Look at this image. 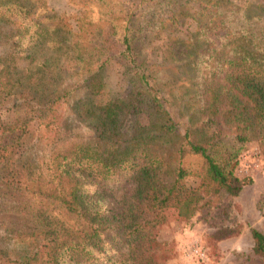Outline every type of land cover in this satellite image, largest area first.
Returning <instances> with one entry per match:
<instances>
[{
    "label": "trees",
    "instance_id": "obj_1",
    "mask_svg": "<svg viewBox=\"0 0 264 264\" xmlns=\"http://www.w3.org/2000/svg\"><path fill=\"white\" fill-rule=\"evenodd\" d=\"M69 2L73 23L41 0H0V102L21 113L0 127V172L26 221L6 233L37 243L17 258L0 245V264H163L165 209L185 219L203 194L237 195L251 182L235 173L239 146L264 154V3ZM151 32L159 62L141 55ZM111 60L128 91L100 102ZM33 121L42 132L21 152ZM250 236L264 260V234Z\"/></svg>",
    "mask_w": 264,
    "mask_h": 264
},
{
    "label": "rangeland",
    "instance_id": "obj_2",
    "mask_svg": "<svg viewBox=\"0 0 264 264\" xmlns=\"http://www.w3.org/2000/svg\"><path fill=\"white\" fill-rule=\"evenodd\" d=\"M56 12H63L71 23L80 13V8L73 5L69 0H41ZM239 2L264 3V0H233ZM180 31L186 32L193 29L192 23L185 21ZM178 35H182L179 31ZM2 44V43H0ZM5 44V43H3ZM163 44L162 34L150 33L142 44L141 55L148 61L159 62L161 47ZM5 46L0 45V51ZM105 91L98 98L105 102L128 91L127 75L114 60L110 61L104 71ZM15 105L12 98H6L0 102V127L12 121L16 116ZM140 123L145 122L144 116L139 118ZM183 121V120H181ZM42 132L37 122L33 121L20 138V151H27L36 143V139ZM224 141L232 144L229 135ZM236 146V144H234ZM238 159L235 173L239 177H250L251 182L243 186L235 196L226 194H203L202 200L188 218H179L173 209H165V220L157 227L158 240L166 247L163 251L165 260L163 264L187 263L185 251L190 244L196 243L205 249L207 260L203 264H264V260L252 253L250 229L254 228L264 234V154L254 139L248 140L239 146ZM0 172V245L10 249L13 258H17V252L21 255L29 252L35 242L22 244L6 233L9 228L17 230L26 222L24 216L16 213L11 208V202H15L16 194L10 191ZM188 184L196 187L197 181L189 179ZM122 191H109L107 199H115L123 203L126 199ZM223 235L225 237L221 238ZM160 253V252H159Z\"/></svg>",
    "mask_w": 264,
    "mask_h": 264
},
{
    "label": "built area",
    "instance_id": "obj_3",
    "mask_svg": "<svg viewBox=\"0 0 264 264\" xmlns=\"http://www.w3.org/2000/svg\"><path fill=\"white\" fill-rule=\"evenodd\" d=\"M187 263L185 264H203L206 263L207 255L205 249L196 243L190 244L189 248L184 253Z\"/></svg>",
    "mask_w": 264,
    "mask_h": 264
}]
</instances>
